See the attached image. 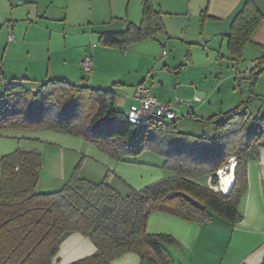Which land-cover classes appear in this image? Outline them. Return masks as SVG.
Returning <instances> with one entry per match:
<instances>
[{
  "label": "trees",
  "instance_id": "16d2710c",
  "mask_svg": "<svg viewBox=\"0 0 264 264\" xmlns=\"http://www.w3.org/2000/svg\"><path fill=\"white\" fill-rule=\"evenodd\" d=\"M263 19L252 0L236 12L228 34L234 61L242 60ZM164 32L162 14L154 10L152 0H144L140 25L100 33L99 41L126 49ZM262 73L264 58L250 71L252 86ZM24 81L4 84L0 134L61 130L83 137L117 162H137L143 153H153L163 159L162 167L171 176L140 190L130 188L123 195L105 180L80 177L76 168L61 189L38 193L41 152L19 148L4 155L0 158V264H54L61 243L73 232L89 237L97 250L70 264H111L128 252L152 264H172L166 243L174 238L147 232L153 211L195 222L211 220L214 214L232 222L242 217L239 205L247 189V162L264 146V116L244 109L248 102L205 120L213 132L199 135L180 131L177 118L154 117L132 124L127 113L115 108L117 93L112 88L48 80L33 90ZM233 156L237 159L234 186L215 191L209 178L216 184V172Z\"/></svg>",
  "mask_w": 264,
  "mask_h": 264
},
{
  "label": "crops",
  "instance_id": "0c3cea01",
  "mask_svg": "<svg viewBox=\"0 0 264 264\" xmlns=\"http://www.w3.org/2000/svg\"><path fill=\"white\" fill-rule=\"evenodd\" d=\"M137 1L139 7L142 8L143 18L144 0ZM245 1L152 0V6L155 11L162 14L165 32L161 34L167 35V30L172 27V23H175L172 21L178 20L182 31L185 33L193 32V34L186 35L187 40H190L187 42L203 47L204 52L208 50L217 52L219 50L221 53L218 55L219 62L223 58L233 60V55L228 49V34L234 15ZM252 1L256 8L264 14V0ZM55 5V0H0V65L3 66V76L7 82L25 80L24 84L33 90H38V86L48 80H65L84 84L85 82L80 81V77L83 76L80 73V70H83L81 64L86 57H92L93 69L89 72L91 75L86 85L109 89L111 87L105 83L104 75L98 71L100 68L101 70L104 68V64L109 58L116 55L112 53H118L122 59V68L125 66L129 74L132 70L138 72L139 67L143 65H149L153 70H160L162 65L171 68L170 65L174 66L178 62L176 55L173 58L170 56L159 59L150 50L152 44H144L148 40H153L154 43L158 42L159 35L155 39L149 38L132 44V47L128 48L129 53L127 48L126 50L116 47L120 50L99 48L97 52L94 51L91 55L89 51L81 50L77 55V50H69V33L65 31L66 26L61 42L55 41L53 38V31L59 30L57 22L63 21L62 23L65 25L69 22L68 14L62 17L57 16V9L61 7H55ZM83 16V13L80 12L78 23L82 22ZM166 17H168V23H166ZM179 24L175 23L177 26L174 27H179ZM10 28L15 36V41L9 43ZM250 46L260 49L261 55L257 57V60L263 58L264 19L253 32L251 42L245 46L243 58ZM91 49L97 48L93 45ZM47 51L49 56L45 53ZM222 51L228 54L222 55ZM135 52L139 54L138 57L129 56L130 53ZM188 57L193 62L191 49L188 52ZM148 77L149 75L146 76V73H143L138 81L130 83L133 94L132 97L129 95L127 97L137 103L132 104L128 110H119L128 113L131 109L139 106V102L134 98L135 89L140 84H146ZM126 82L130 81L119 83L124 91H126L124 89L126 88L124 87L125 84H128ZM154 84L152 81V85ZM221 84L220 81L214 90L219 92L218 103V96L215 93L206 92L197 83L185 82L180 97L176 96L178 103L185 105L181 114H187L190 116L189 118L194 115L207 120L211 117L222 116L232 110L225 111L224 106L227 97L222 95ZM120 86H118L119 89ZM162 87L164 86L162 85ZM157 92L160 93L158 90ZM233 94L238 97L236 102H240V100H242L241 103L243 101L249 102L248 100L252 98L251 95L245 98L242 92L237 94L234 91ZM258 96L262 95L258 94ZM240 97L242 98L239 99ZM116 101L117 97L114 105H116ZM255 101L258 102V98H255ZM254 103L249 105L250 108H253ZM256 106L259 109V114H262L264 103H258ZM172 108L175 110L174 106ZM211 132H213V127ZM15 134H21L30 140L36 139L42 142H72L75 144V141L78 140L61 130L17 131ZM78 141L83 142L80 138ZM83 144L87 145L86 148L88 149L82 148L80 149L81 152L87 153V157L95 160L98 165L111 172V174L104 175L103 180L118 191H120L119 186L125 185L128 187V191L130 188L140 190L171 176L169 171L163 169V161L147 163L137 158V162H117L100 152L93 144ZM31 149L37 150L36 148ZM246 175L247 189L239 205L242 217L236 222L218 214H214L211 220L204 222L189 221L163 211H153L150 214L147 221V232L166 234L174 238V241L166 243L172 264H264V146L259 149L256 157L247 162ZM116 182L117 184H115ZM96 250V245L89 237L79 232H73L61 243L54 264H70L92 255ZM111 264L152 263L135 252H128L113 260Z\"/></svg>",
  "mask_w": 264,
  "mask_h": 264
},
{
  "label": "rangeland",
  "instance_id": "374dc122",
  "mask_svg": "<svg viewBox=\"0 0 264 264\" xmlns=\"http://www.w3.org/2000/svg\"><path fill=\"white\" fill-rule=\"evenodd\" d=\"M55 3V7H61L57 9V16L62 17L65 14H68L69 22L67 25L62 23L63 21L57 22V24H59V30L53 31V38L55 41L59 40L61 42L62 38L64 37V27L66 26L65 31L69 33V50H77V55L81 50L89 51L90 55L94 51L97 52L99 48L120 50L118 48L116 49V47H110L101 44L99 41L100 33L124 31L131 23L139 25L142 21V8L139 7L137 0H55ZM80 12H82L84 16L81 18L82 22L78 23ZM167 18L168 17L165 19L166 23H168ZM172 22L179 24L178 20ZM175 23H172V27L167 30V35L159 34L157 40L158 42L154 43L155 41L148 40L144 43L152 44L150 45V50L154 53V56H158L159 59L165 57L168 58L170 56L173 58L176 55L178 62L174 64V66L170 65L171 68H166V66L162 65L160 67L161 69L159 68L160 70H153L149 65H143L139 67L140 69L138 72L132 70L129 74L125 66L122 68V59L118 53H112L116 55L109 58V60L104 64V68L102 70L101 68L99 71L97 70L99 73L104 75L105 83L111 88L114 87L116 90L117 101L115 108L118 110H128L132 104L137 103L136 101L127 97V95L132 97L133 94L130 83L138 81L140 76L143 73H146V76L149 75L146 85L150 88L151 95L155 96L158 101L162 103L167 102V104L169 103L170 106L173 105L175 107V110L179 116L177 118V126L182 132L198 133L199 135H202L203 133H212V126L205 123V120L202 119L200 121H196L194 119V115H192L189 119L180 117L181 113H183L182 108L185 107V105L179 104L176 96L180 97L182 86L187 81L199 84L200 87L204 88V90L208 93H215L218 96V103L219 92L214 90L221 81L222 84L220 89L222 90V95L227 97L224 106L225 111L236 108L242 101L240 100V102H236L238 101V97H236L237 95L233 94L234 91H236L237 94L242 92L245 98H248L249 95H251L252 98L248 100V105L244 109L248 110L254 115H258L259 109L256 105H258V103H264V73L259 76L258 81L254 86H252L248 76L251 69L254 67V63L257 61V57H260L261 55L260 49L253 46L248 47L249 49L246 53V56L238 62L224 58L218 62V55H221L219 50L217 52H212L210 50L204 52L203 47L197 44H189L187 41L190 40H187L188 38L186 35L193 34V32L190 31L185 33L181 30L180 24L179 27H174L177 26ZM93 45L97 49L92 50L91 48ZM131 47L132 45L127 47V49ZM190 49L193 53V62L192 59L190 61L188 57V52ZM127 51L129 53L130 50L128 49ZM45 53L49 56L48 51ZM131 53L129 55L130 57L139 56L137 52L133 54ZM224 53L226 52L222 51V55ZM227 54L228 53H226V55ZM262 54H264V52H262ZM46 59L48 60V57ZM81 70L80 73L81 75L83 74V76L80 77V81H83L85 82L84 84H86L89 82V76L91 74ZM121 81H130L126 82L128 84H125L124 86L126 87L124 88L126 91H124L122 86H120L119 83H121ZM152 81L155 83L154 85H152ZM162 85L164 87H162ZM118 86H120V89L123 91L120 90ZM4 88V84L0 83V95H2ZM157 90L160 91V93H158ZM258 94L262 96H258ZM241 98L242 97L239 99ZM255 98H258V102L255 101ZM125 102L127 104H124ZM252 102L255 103L253 108H250L249 105ZM186 105L188 104L186 103ZM260 115L264 116V112ZM69 136L78 140L80 138L83 140V142L78 140L75 141V144H72V142H42L41 140L36 139L30 140L21 134H15V132L1 133L0 158L4 155L12 153L19 148L29 150H32L31 148H36L39 152H41L43 167L36 188V192L38 193H51L61 189L62 186L69 180L76 168L78 169L79 176L82 178H87L97 182L104 181L103 176L107 173L111 174V172L98 165L95 160H92L86 156L87 153L84 154L85 152H81L80 150L82 148L88 149L86 148L87 145L83 143L88 144L89 142L80 136ZM232 158H234V156L228 160L226 166L220 169L225 170V174L228 172L232 173L233 167L230 168V166H232L235 161L237 164V159L235 158V161H233ZM138 159L147 163L163 161L161 157H158L157 155H154L150 152H145ZM218 173L219 170L216 172L217 183L212 184V180L209 178L208 184H210V186L215 191L220 190L222 192L223 189L228 190L229 187H227V181L231 178L226 180L227 178L223 176L222 185L221 174L223 172L220 173V176ZM115 184H117V182ZM122 184L124 183L122 182ZM125 186H119V192L123 195L128 193V187Z\"/></svg>",
  "mask_w": 264,
  "mask_h": 264
},
{
  "label": "built area",
  "instance_id": "2783aa9c",
  "mask_svg": "<svg viewBox=\"0 0 264 264\" xmlns=\"http://www.w3.org/2000/svg\"><path fill=\"white\" fill-rule=\"evenodd\" d=\"M15 36L13 35L11 28L8 33V42H14ZM82 68L86 73H89L93 69V58L86 57L82 62ZM0 83L6 84L7 81L3 76V66L0 65ZM134 98L139 102V106L131 109L128 114V119L132 124H142L148 122L152 118H160V119H176L178 118L177 112L167 103H162L158 101L151 95L150 88L146 84H140L136 87ZM180 117L189 118L190 116L187 114H181ZM196 121L199 120V117H194ZM235 161V157L232 158ZM230 162V161H229ZM236 165V161L233 163V166ZM227 168V167H226ZM225 170H219L220 173ZM235 178V177H234ZM235 183V179L233 181L232 186ZM221 189V188H220ZM222 190V189H221ZM223 191V190H222Z\"/></svg>",
  "mask_w": 264,
  "mask_h": 264
},
{
  "label": "bare ground",
  "instance_id": "6f19581e",
  "mask_svg": "<svg viewBox=\"0 0 264 264\" xmlns=\"http://www.w3.org/2000/svg\"><path fill=\"white\" fill-rule=\"evenodd\" d=\"M230 168H231V166H230ZM232 169H233L232 173L228 172V173L225 174L224 171H222L223 173L221 172L222 173L221 174V176H222V184H223V176H225L227 178L226 180H228V178H231L230 180L227 181L228 182L227 183V187H229L228 190H230V188L232 187L233 181H234V169H235V166H233ZM228 190H226V191H228Z\"/></svg>",
  "mask_w": 264,
  "mask_h": 264
}]
</instances>
